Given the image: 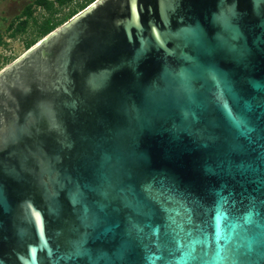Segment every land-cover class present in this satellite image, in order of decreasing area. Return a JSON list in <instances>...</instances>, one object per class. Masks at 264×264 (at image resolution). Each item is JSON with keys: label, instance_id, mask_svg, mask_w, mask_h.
<instances>
[{"label": "water", "instance_id": "1", "mask_svg": "<svg viewBox=\"0 0 264 264\" xmlns=\"http://www.w3.org/2000/svg\"><path fill=\"white\" fill-rule=\"evenodd\" d=\"M0 264H264V0H93L0 69Z\"/></svg>", "mask_w": 264, "mask_h": 264}, {"label": "rangeland", "instance_id": "2", "mask_svg": "<svg viewBox=\"0 0 264 264\" xmlns=\"http://www.w3.org/2000/svg\"><path fill=\"white\" fill-rule=\"evenodd\" d=\"M33 1L0 0V69L8 66L26 50L23 47L24 40L32 38L36 42L40 39L34 36L30 24H28L24 32H17L11 35L15 22L21 21L23 17L21 11L24 7L29 6L31 15L36 18L44 15V11L38 6H35ZM66 10L67 8L63 7L56 15H60Z\"/></svg>", "mask_w": 264, "mask_h": 264}, {"label": "trees", "instance_id": "3", "mask_svg": "<svg viewBox=\"0 0 264 264\" xmlns=\"http://www.w3.org/2000/svg\"><path fill=\"white\" fill-rule=\"evenodd\" d=\"M91 1L93 0H34V5L41 8L44 11V15L36 18L31 15L29 6L24 7L21 11L23 17L21 21L15 22L14 27H12L11 35L17 32H24L28 24H30L34 36L41 38L77 11L84 8ZM63 7H66L67 10L60 15H56ZM34 42L32 38L24 40V49H27Z\"/></svg>", "mask_w": 264, "mask_h": 264}]
</instances>
